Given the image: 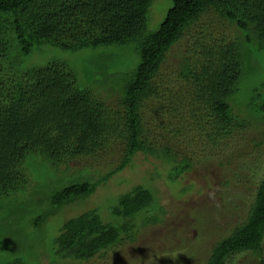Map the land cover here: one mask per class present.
<instances>
[{
  "label": "trees",
  "instance_id": "obj_1",
  "mask_svg": "<svg viewBox=\"0 0 264 264\" xmlns=\"http://www.w3.org/2000/svg\"><path fill=\"white\" fill-rule=\"evenodd\" d=\"M151 1L0 0V199L26 189L30 156L38 155L43 164L66 174L92 175L89 167L71 170L68 166L76 158L104 152L114 139L123 146L116 169L55 190L50 196L54 209L85 200L97 183L131 166L137 152L163 162L170 159L168 179L174 181V176L189 169L191 161L183 157L173 162L169 148L158 149L157 141L147 142L148 130L140 111L149 100L151 107L154 102L164 103L157 109L160 116L165 109L168 116L179 115L183 124L179 128L188 127L211 146L226 145L236 130L245 131L251 122L264 124V0H170L165 18L156 31L148 33ZM208 14L235 26L239 33L232 39L214 37L208 28L194 33L189 39L192 44L178 58L176 85L161 89L166 86L159 83L165 56ZM44 44L71 51L132 44L138 60L118 94H110L117 95L123 115H114L105 98L92 92L97 86L79 85L65 62L22 66L21 57ZM254 71L263 75L261 83L251 91L243 90L241 82ZM234 106L243 107L235 112ZM240 110L247 112L248 119L239 116ZM259 178L245 220L211 246L203 264H229L237 254L247 252L264 264V171ZM118 199L116 210L109 211L119 215L117 222L86 211L53 239L54 254L88 261L125 238L133 240L131 223L153 221L151 216L142 218L146 211H163L157 212V198L142 185ZM54 212L36 217L34 224ZM126 217H132L130 224H122ZM9 264L23 263L14 259Z\"/></svg>",
  "mask_w": 264,
  "mask_h": 264
},
{
  "label": "rangeland",
  "instance_id": "obj_2",
  "mask_svg": "<svg viewBox=\"0 0 264 264\" xmlns=\"http://www.w3.org/2000/svg\"><path fill=\"white\" fill-rule=\"evenodd\" d=\"M170 7V0L151 1L148 33L156 31ZM207 28L220 39H232L239 33L235 26L215 15L203 16L195 27L188 30L189 36L185 34L165 56L159 83L166 86L161 89L176 85L178 58L192 44V39L189 43L192 35ZM20 60L24 67L44 66L51 61L65 62L76 74L79 85L97 86L101 91L93 88L92 92L105 98L114 115H123L117 95L110 94H118L128 70L138 59L132 44L76 51L44 44ZM262 78L257 71L248 74L241 82L243 90L251 91L259 86ZM146 102L140 114L148 130L147 142L157 141L161 145L155 144L158 149L169 148L173 162L187 158L191 161L189 169L171 181L168 171L172 164L167 163L170 159L163 162L155 156L137 152L131 166L116 171L100 185L97 183L85 200L56 210L50 203L51 194L79 178L95 180L116 169L122 156V143L114 139L104 152L93 158H76L68 166L71 170L89 167L92 175L88 172L66 174L57 167L43 164L38 155L30 156V182L26 189L0 199V264H9L14 259H20L23 264H203L211 246L245 220L253 201L256 180L264 171V124L251 122L245 131L236 130L226 145L211 146L188 127L179 128L183 125L179 115L168 116L165 109L160 116L157 109L164 103L154 102L151 107V100ZM242 107L234 106L233 110L237 112ZM240 112L239 116L248 119L246 111ZM180 129L177 133L176 130ZM185 136L187 139L184 140ZM137 185L148 188L157 198L155 209L163 211L160 214L146 211L142 218L151 216L153 221L145 224H132V217L124 218L122 224L131 223L134 227L133 240L125 238L111 250L88 261L63 259L54 254L53 239L61 230L65 231L64 226L71 219L88 211L105 221L117 222L119 215L109 211L116 210L114 207L122 193ZM48 210L55 212L35 225L34 219ZM262 248L264 256V239ZM229 264H258V257L249 252L237 254Z\"/></svg>",
  "mask_w": 264,
  "mask_h": 264
}]
</instances>
